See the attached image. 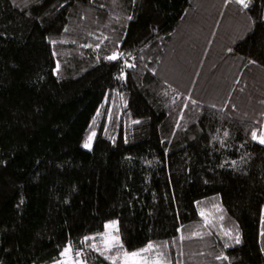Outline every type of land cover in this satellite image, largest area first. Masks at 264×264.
<instances>
[{
	"label": "trees",
	"instance_id": "16d2710c",
	"mask_svg": "<svg viewBox=\"0 0 264 264\" xmlns=\"http://www.w3.org/2000/svg\"><path fill=\"white\" fill-rule=\"evenodd\" d=\"M262 126L264 0H0V264H110L82 241L108 220L172 264H264Z\"/></svg>",
	"mask_w": 264,
	"mask_h": 264
},
{
	"label": "snow or ice",
	"instance_id": "6c2138e0",
	"mask_svg": "<svg viewBox=\"0 0 264 264\" xmlns=\"http://www.w3.org/2000/svg\"><path fill=\"white\" fill-rule=\"evenodd\" d=\"M235 2L243 8L248 9L251 0H235ZM100 7L103 8L104 6L100 5ZM128 19H131V17H128ZM65 30L67 31V29ZM105 39H107V37H105ZM52 43L55 44L56 41H52ZM84 47L91 46L84 45ZM95 47L99 48L100 44H96ZM228 51L231 52L232 49L229 48ZM53 55H55V53H53ZM123 55V52L113 51L110 55L105 56L104 59L107 61H118ZM249 63H256V61L249 60ZM56 67L59 69V64H57ZM125 67L134 68L135 65L128 64L127 61H125ZM124 76L125 73L123 69H121L120 77ZM192 103L195 104L196 101L193 100ZM134 123H139V121H134ZM224 135L227 136L228 133L225 132ZM93 136L94 133L87 137L86 141L83 143L84 148H92L91 141ZM251 140L259 143L260 145H264V126H262L259 131L256 129L251 131ZM235 163V161L232 162L233 165H235ZM196 203L199 204V202ZM212 209L213 210L211 211H207L203 208L198 209L199 215L203 220L202 227H213L215 225V221L217 219L215 212H219L221 209H219L216 205H213ZM219 219L222 221L223 216H220ZM219 228L223 236L233 240L235 244L240 243V235L238 232L234 234L231 229L225 228L222 223L219 225ZM103 229L104 230L101 232L84 236L82 241L84 242L85 248L99 253V255L109 261L110 264H172L168 254L164 251V249L168 246L167 241H164L162 244H155L152 241H148L143 247L129 251L124 248V244L119 234V222L117 220L106 221L103 225ZM181 231L182 227L176 228L177 233H180ZM209 235H211V233H209ZM261 235H264V232H262ZM190 236L193 238L201 237V232L193 231ZM180 239L183 240L185 237L181 235ZM229 246L230 245L227 243L224 244L225 248H228ZM261 251L264 252V248H261ZM85 255L84 248L74 250L69 242L65 244L63 249L60 251V259L56 260L54 264H87ZM215 259L218 261H229L230 264V258L223 253L217 255Z\"/></svg>",
	"mask_w": 264,
	"mask_h": 264
}]
</instances>
